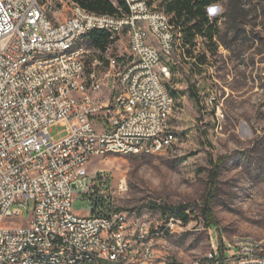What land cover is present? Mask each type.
I'll return each instance as SVG.
<instances>
[{
    "label": "built area",
    "instance_id": "obj_1",
    "mask_svg": "<svg viewBox=\"0 0 264 264\" xmlns=\"http://www.w3.org/2000/svg\"><path fill=\"white\" fill-rule=\"evenodd\" d=\"M55 1L0 0V264H171L158 256L160 242L198 231L200 222L189 210L158 220L113 210L109 181L89 164L176 144L172 72L163 58L179 47L185 55L190 45L173 16L149 0H120L115 14L67 0L70 14L61 22L52 16ZM93 32L130 38L128 61L110 60L104 78L102 50L89 68L83 43ZM57 125L67 131L60 141L51 135ZM80 198L90 201L86 216L76 214ZM26 213L27 225L6 226ZM233 249L220 259L214 246L207 260L264 264L263 241L238 238Z\"/></svg>",
    "mask_w": 264,
    "mask_h": 264
},
{
    "label": "rangeland",
    "instance_id": "obj_2",
    "mask_svg": "<svg viewBox=\"0 0 264 264\" xmlns=\"http://www.w3.org/2000/svg\"><path fill=\"white\" fill-rule=\"evenodd\" d=\"M165 3L152 0L158 9L166 10ZM69 10L67 0H56L54 21L68 17ZM207 12L217 28L214 41L200 36L198 53L195 46L184 55L179 47L163 58L172 72L167 88L175 98L170 126L176 144L157 155L110 154L89 164L90 172L109 181L113 210L158 220L182 207L200 222V230L177 232L160 242L158 256L171 264H215L207 260L214 246L223 259L232 256L238 238L264 242V0H223ZM83 43L91 50L90 68L101 48L90 36ZM101 50L104 78L110 60L130 57V38L125 33ZM104 82L112 85V79ZM51 135L62 140L66 127H53ZM206 202L212 225L203 216ZM90 210L89 200L76 201L77 215ZM29 220L26 213L8 219L6 226Z\"/></svg>",
    "mask_w": 264,
    "mask_h": 264
},
{
    "label": "trees",
    "instance_id": "obj_3",
    "mask_svg": "<svg viewBox=\"0 0 264 264\" xmlns=\"http://www.w3.org/2000/svg\"><path fill=\"white\" fill-rule=\"evenodd\" d=\"M84 8L96 12V13H109L115 14L117 9L113 0H76ZM152 4V0H149ZM166 12L173 16V23L183 33L182 44L184 47L190 45V49L186 48V52L193 51V47L196 46V39L198 37L206 38L212 43L216 37L217 28L214 22H211L208 16V8L214 4L220 3L223 0H165ZM117 4H122L119 1ZM91 41L95 47L106 49L110 39L106 33L93 32L91 35ZM205 39V40H206ZM205 57H200L199 61H204ZM196 95V94H193ZM173 96V93H172ZM218 172H213V179L216 180ZM163 211L167 208H162ZM93 212H96L94 209ZM179 216H185L182 207L178 210L171 211ZM203 216L205 220L212 225L211 214L209 212V203L206 202L205 209L203 210Z\"/></svg>",
    "mask_w": 264,
    "mask_h": 264
},
{
    "label": "crops",
    "instance_id": "obj_4",
    "mask_svg": "<svg viewBox=\"0 0 264 264\" xmlns=\"http://www.w3.org/2000/svg\"><path fill=\"white\" fill-rule=\"evenodd\" d=\"M116 4L120 1V0H113ZM64 19H66V18H64ZM64 19H62V20H56V21H58V22H61V21H63ZM107 48V47H106ZM101 50V49H100ZM119 62H121V63H125V62H127L128 61V59H126V57L125 56H122L119 60H118ZM88 214H89V212H88ZM87 214V215H88ZM86 216V215H85Z\"/></svg>",
    "mask_w": 264,
    "mask_h": 264
}]
</instances>
